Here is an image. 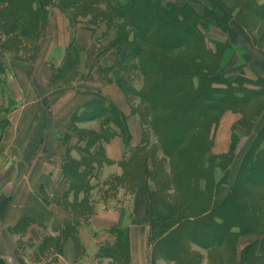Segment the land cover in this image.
Returning a JSON list of instances; mask_svg holds the SVG:
<instances>
[{
  "label": "trees",
  "instance_id": "trees-1",
  "mask_svg": "<svg viewBox=\"0 0 264 264\" xmlns=\"http://www.w3.org/2000/svg\"><path fill=\"white\" fill-rule=\"evenodd\" d=\"M49 7L72 14V24L104 49L117 52L121 75L115 82L129 103L138 101L131 111L155 139V145H150L144 130L141 145L131 148L123 117L114 105L100 98L74 113L69 139L82 140L85 147L78 160L66 158L62 173L68 192L74 194L69 207L75 219L87 222L94 216L88 203L90 180L107 163L103 145L115 135L101 130L102 137L75 126L112 118L126 153L119 163L122 175L105 183L108 190L104 196L113 188L135 194L137 201L143 198L151 264H202L203 256L193 249L206 255L207 264H264V119L241 156L233 180H229V169L238 145L236 136L232 135L226 154L211 152L212 134L224 111L239 113L241 125L264 112V80L251 81L243 72H229L227 57L233 49L224 37L232 23L246 32L256 31L264 22V3L0 0V38L5 40V50L10 47L16 54L21 42L37 43ZM78 17L89 20L83 25L77 22ZM102 25L105 31L96 37ZM214 30L224 38L209 46ZM263 43L264 32L254 44L260 47ZM77 62L78 54L70 48L55 80L72 72ZM135 74L141 80L138 91L129 80ZM99 141L103 144L93 153ZM224 186L229 192L219 202L216 197ZM80 193L84 197L78 202ZM74 233L75 228L69 230L64 239ZM114 236L113 246L101 247L97 257L128 264L127 231L117 230ZM244 239L249 241L239 250Z\"/></svg>",
  "mask_w": 264,
  "mask_h": 264
},
{
  "label": "crops",
  "instance_id": "crops-1",
  "mask_svg": "<svg viewBox=\"0 0 264 264\" xmlns=\"http://www.w3.org/2000/svg\"><path fill=\"white\" fill-rule=\"evenodd\" d=\"M226 36L232 47L239 38L247 39L235 23L230 24ZM70 48L79 59L66 74L77 77L65 78V74L55 80ZM253 55L255 58L246 62V58L236 60L232 51L227 57V63L234 58L229 72L240 71L248 79L264 80V51L254 49ZM119 59L116 51L104 49L89 33L71 29L56 10L47 18L46 30L32 49L13 55L0 52V264H116L99 259L97 254L101 247L113 246L117 230L127 231L128 264H151L143 198L137 201L133 197L131 203L116 200L118 196L106 198L96 185L122 175L119 163L126 148L120 130L114 127V137L103 145L107 163L90 180L88 203L94 216L87 222L71 214L74 194L68 192L62 173L66 158L79 159L77 145L69 139L71 117L95 98L116 107L130 147L141 145V121L115 82L121 75ZM241 119L239 113L224 111L212 134L211 152L216 156L229 151L232 135L238 140L230 181L264 112L246 125L240 124ZM75 128L100 131L96 121L76 124ZM228 192V187H222L216 200L222 201ZM83 197L78 194L77 201ZM74 228L75 233L64 239Z\"/></svg>",
  "mask_w": 264,
  "mask_h": 264
},
{
  "label": "rangeland",
  "instance_id": "rangeland-1",
  "mask_svg": "<svg viewBox=\"0 0 264 264\" xmlns=\"http://www.w3.org/2000/svg\"><path fill=\"white\" fill-rule=\"evenodd\" d=\"M163 1H173V2H177L179 0H163ZM258 3H264V0H258ZM56 10V11H59L58 9H56L55 7H49L48 10L45 12V15H44V20H43V23H42V27H41V33L45 32L46 30V23H47V18H49V15L52 14V12ZM60 13L63 15V17L65 18L66 20V24L69 25V27H71V29L73 28H79V26H75V24L71 23V19L70 17H73L72 14H63L61 11ZM87 20H89V18H82V17H78L77 18V22H81V24L85 25L87 23ZM105 31V27L102 25L99 27L98 30H96V37L98 36L100 38V35L102 34V32ZM245 34L247 35V39H243L242 37L239 38L237 40V43L232 47L233 49V52L235 54V59L237 60L238 58L240 59H244L247 61L246 62H250L251 59L255 58V56L253 55V50L254 49H258V50H262L264 51V43L262 44V46L258 47V46H255L254 42H256L257 38L262 34V32H264V22L261 23V24H258V27H257V30L256 31H253L251 33L249 32H246L244 31ZM224 37L227 38V36L225 35ZM222 36V34L218 31V30H214L210 35H209V38H208V44L209 46H211V41H217V40H220L221 38H224ZM13 37H11L10 42L12 41ZM104 41H106L107 39H104ZM4 38H0V52L2 53L3 51H7V53L9 52L10 54L13 55V49H11L10 47H8V50H5V46H4ZM9 41L6 42V43H10ZM19 42V41H18ZM21 47L20 46H17V50L18 51H29V49H32L34 47V45H36L37 43L33 44V43H26V45L24 44V42H21ZM257 45V44H256ZM9 46V45H8ZM14 47V46H13ZM237 49H242L245 54H242L241 52H239ZM16 50V49H15ZM243 55H246L245 57ZM234 58H232L230 60V62L228 63V66L226 67L227 69H232L231 66L234 65ZM246 58V59H245ZM79 59V58H78ZM76 76L75 74H72L71 76H65V78H71L72 76ZM232 75V74H231ZM63 76V77H64ZM73 76V77H74ZM77 77V76H76ZM72 82H73V79H71ZM130 80V83L132 85L133 88H135L137 91L140 89L141 87V80L140 78L138 77V75H132L131 78H129ZM251 81H256V79H253L252 77L249 79ZM129 105L131 107H136L138 105V101H133L132 103H129ZM113 122V119L111 118L110 120H108L107 122L106 121H99L98 124H99V134L98 135H101L103 137V133L101 132L104 131L106 134H113V130H114V127L115 125L112 123ZM145 130L147 136H148V141L150 142V145H155V139L152 137V135L149 133V131L147 129H143V131ZM97 134V133H96ZM232 138V137H231ZM70 143L71 144H76L77 145V155L78 157L80 158L81 157V154H80V149L84 148L85 147V144H84V141L80 140L78 141V139H76L75 137H72V139L70 140ZM101 144H103V142L99 141V143L97 145H95L93 147V149H100L101 147ZM158 158H161V155L158 154ZM221 176V173L218 172L217 173V177L219 178ZM98 186V193L99 191H103L105 192L106 190H108V185H105V183H100L98 182L96 184ZM114 184H112L113 186ZM90 194V193H89ZM107 195L105 196L106 198H111V197H114L116 198V196H118V198L116 200H124V201H128L129 203L132 202L133 200V197L135 196V194H131L127 191H125L124 189H109V192L106 193ZM114 194V195H113ZM115 203V202H114ZM249 239H244L241 241L240 245L238 246L239 250L242 248V246L244 245V243L248 242ZM243 244V245H242ZM194 252L196 253H199L203 256V262L202 264H207L206 263V255L202 252V251H198L197 249H193ZM159 261L156 262V264H158ZM166 264V263H165Z\"/></svg>",
  "mask_w": 264,
  "mask_h": 264
}]
</instances>
